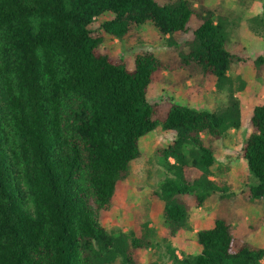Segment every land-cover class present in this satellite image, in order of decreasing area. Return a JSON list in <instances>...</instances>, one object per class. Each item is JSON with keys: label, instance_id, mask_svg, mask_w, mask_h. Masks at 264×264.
<instances>
[{"label": "trees", "instance_id": "1", "mask_svg": "<svg viewBox=\"0 0 264 264\" xmlns=\"http://www.w3.org/2000/svg\"><path fill=\"white\" fill-rule=\"evenodd\" d=\"M253 21L264 25V15ZM149 22L179 51L181 68L229 88L228 105L148 99L171 62L144 49L128 61L103 45ZM247 60L199 0H0V264H140L141 252L162 242L173 264H262L264 247L223 216L197 232L200 252L181 257L172 246L191 212L224 189L211 178L214 143L242 126L229 71ZM249 124L241 155L255 183L242 192L259 202L264 103L253 105ZM159 125L175 132L159 150L167 176L151 194L166 225L158 233L146 221L115 236L100 214L141 156V138Z\"/></svg>", "mask_w": 264, "mask_h": 264}, {"label": "rangeland", "instance_id": "2", "mask_svg": "<svg viewBox=\"0 0 264 264\" xmlns=\"http://www.w3.org/2000/svg\"><path fill=\"white\" fill-rule=\"evenodd\" d=\"M199 1L215 10L216 16L223 21L229 48L248 55L249 60L234 64L229 71L242 107V126L230 130L214 143L216 160L211 178L224 189L205 205L194 209L187 226L173 239L172 246L181 257L201 251L197 232L212 227L219 216L230 221L234 232L264 247V200L252 202L243 194V189L255 183V177L241 155V147L251 132L252 107L264 103V65L256 63V59L264 55V25L257 27L253 21L256 15H264V0H254L251 6L240 5L237 0ZM103 49L128 61H132L136 51L150 50L171 62L173 70L164 71L160 82L150 86V101L169 99L200 110H222L228 105L229 88L219 90L213 78L205 77L195 69L181 68L179 51L168 44L167 37L151 22L135 27L124 39L108 36ZM174 135V131L159 125L141 138V156L132 162L128 177L120 182L111 209L100 214L101 224L113 235L129 233L146 221L158 233L163 232L165 219L158 206L153 204L151 194L167 176L159 150L169 146ZM153 263L173 264L168 258L165 242L141 252L140 264Z\"/></svg>", "mask_w": 264, "mask_h": 264}, {"label": "crops", "instance_id": "3", "mask_svg": "<svg viewBox=\"0 0 264 264\" xmlns=\"http://www.w3.org/2000/svg\"><path fill=\"white\" fill-rule=\"evenodd\" d=\"M173 161V160H172Z\"/></svg>", "mask_w": 264, "mask_h": 264}]
</instances>
